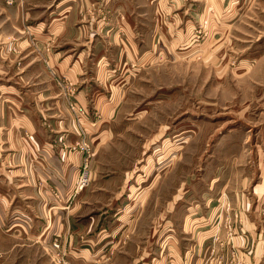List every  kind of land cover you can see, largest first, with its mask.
Wrapping results in <instances>:
<instances>
[{
    "label": "crops",
    "instance_id": "obj_1",
    "mask_svg": "<svg viewBox=\"0 0 264 264\" xmlns=\"http://www.w3.org/2000/svg\"><path fill=\"white\" fill-rule=\"evenodd\" d=\"M156 1L52 0L24 32V0H0V264H264V145H221L240 157L205 177H184L177 149L156 171L115 159L135 57L186 55L174 44L199 19L219 41L245 0H206L203 16ZM81 142L91 178L75 191Z\"/></svg>",
    "mask_w": 264,
    "mask_h": 264
},
{
    "label": "rangeland",
    "instance_id": "obj_2",
    "mask_svg": "<svg viewBox=\"0 0 264 264\" xmlns=\"http://www.w3.org/2000/svg\"><path fill=\"white\" fill-rule=\"evenodd\" d=\"M50 1L24 0L25 8L20 9L23 28L27 26L25 13L36 14L39 10L35 8ZM118 1L126 5L132 0ZM134 1L138 8L143 7L144 0ZM205 1L197 2L202 16ZM162 4L170 9L173 4L182 7L177 0H162ZM241 7V18L219 41L207 39L211 26L199 19L191 29V39L174 44L176 53L188 51L186 55H171L166 50L165 55L151 56L143 64L135 57L130 66L145 68L130 78L127 112L134 119L130 125L117 124L122 128L114 146L119 165L148 164L153 171L158 163L169 164L170 154L177 149L175 163L183 176L192 169L195 177H205L211 163L222 165L233 156L240 157V151L230 153L221 145L233 144L236 150L245 145L252 155L255 141L264 145V131H259L264 129V0H245ZM153 17L157 14L152 4ZM164 18L170 17L162 15ZM89 152L91 174L90 147Z\"/></svg>",
    "mask_w": 264,
    "mask_h": 264
},
{
    "label": "built area",
    "instance_id": "obj_3",
    "mask_svg": "<svg viewBox=\"0 0 264 264\" xmlns=\"http://www.w3.org/2000/svg\"><path fill=\"white\" fill-rule=\"evenodd\" d=\"M74 107L75 106L73 104H70V109L74 110ZM80 148L82 151L83 160H82L80 169H79L78 174H77L76 179H75V183H74V190L75 191H79V190L84 189L89 184L90 177H91L90 168H89V164L87 161V157H89V155H90L89 146L85 142H81ZM53 246L55 249L59 248L60 243L58 241H54ZM64 264H72V263L64 261Z\"/></svg>",
    "mask_w": 264,
    "mask_h": 264
}]
</instances>
